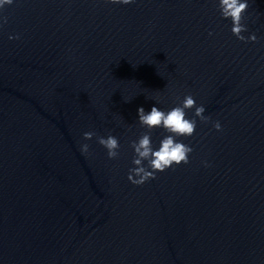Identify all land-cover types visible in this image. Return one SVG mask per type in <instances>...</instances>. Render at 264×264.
I'll list each match as a JSON object with an SVG mask.
<instances>
[{"label": "water", "instance_id": "1", "mask_svg": "<svg viewBox=\"0 0 264 264\" xmlns=\"http://www.w3.org/2000/svg\"><path fill=\"white\" fill-rule=\"evenodd\" d=\"M248 4L255 43L218 0L0 10V264H264V0ZM189 94L211 117L177 138L190 162L133 185L138 109ZM88 131L118 137L119 157Z\"/></svg>", "mask_w": 264, "mask_h": 264}, {"label": "clouds", "instance_id": "2", "mask_svg": "<svg viewBox=\"0 0 264 264\" xmlns=\"http://www.w3.org/2000/svg\"><path fill=\"white\" fill-rule=\"evenodd\" d=\"M107 3L131 5L135 0H105ZM14 0H0V10L6 6H11ZM249 7L248 0H218V10L223 19H230L232 22L231 32L240 41L245 43L258 40L255 33L245 36L244 33L248 31L247 25L243 22L244 14ZM8 17L0 16V27L7 24ZM209 35H212L209 32ZM19 35L9 36V39H19ZM127 102V101H126ZM159 102V101H157ZM195 109L194 118L188 119L186 110ZM206 109L203 105H197L196 100L192 95H186L181 104L171 108L165 112L156 106H153L150 112H146L143 107L138 109V123L141 128L146 129L136 140L130 142V147L133 149L132 164L134 167L129 169L127 179L133 185H143L149 180L156 178L157 173H162L169 168L179 166L181 164L187 165L189 161V154L192 153L193 148L181 141L178 137H191L195 134L197 121L199 118L201 122L208 123L210 116H205ZM213 128L216 131H222V125L217 120L213 122ZM154 129H163L167 135L159 141L158 148H154L152 141V132ZM131 130V125H129ZM96 137L97 143L106 150L107 158L110 160L117 159L120 155L119 149L121 147L119 138L114 135L97 136L94 131L83 133V140L90 141ZM90 145L82 143L80 151L84 155H90ZM205 166L208 164L205 162Z\"/></svg>", "mask_w": 264, "mask_h": 264}]
</instances>
